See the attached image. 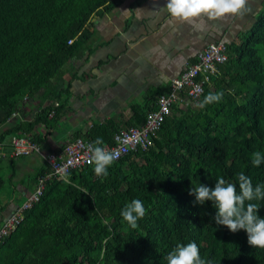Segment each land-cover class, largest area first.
<instances>
[{
	"label": "trees",
	"instance_id": "16d2710c",
	"mask_svg": "<svg viewBox=\"0 0 264 264\" xmlns=\"http://www.w3.org/2000/svg\"><path fill=\"white\" fill-rule=\"evenodd\" d=\"M117 2L0 0V124L21 110L25 98L51 102L33 120L18 121L6 136L28 134L52 107L63 105L65 64L89 37L84 28L90 15L111 12ZM227 46V60L197 100L200 107L173 105L177 115L163 120L147 150L114 160L107 175H97L92 164L71 171L67 177L78 173L76 183L65 182L55 198L51 190L65 180L46 182L39 200L0 243V264H94L100 251V264H167L169 252L189 242L197 244L206 264H264V248L250 246L244 230L233 233L217 225L211 202L194 203L189 194L194 185L213 186L220 177L236 183L239 191L241 172L254 187L264 185V161L251 162L252 153L264 155V7L241 42ZM218 92L223 93L218 102L201 107L209 93ZM154 107L155 102L139 124ZM94 130L78 136L93 142ZM100 130L99 137L111 144L114 129ZM132 199H140L146 209L135 229L121 216ZM40 202L55 209L53 221L40 211ZM251 203L264 217V199ZM57 249L70 254H57Z\"/></svg>",
	"mask_w": 264,
	"mask_h": 264
},
{
	"label": "crops",
	"instance_id": "0c3cea01",
	"mask_svg": "<svg viewBox=\"0 0 264 264\" xmlns=\"http://www.w3.org/2000/svg\"><path fill=\"white\" fill-rule=\"evenodd\" d=\"M166 2L118 0L111 12L90 15L84 28L89 37L65 64L63 105L52 107L54 112H47L46 119L35 122L28 133L44 150L59 149L92 129L99 137L104 127L117 131L139 124L171 78L206 44L217 40L239 44L264 7V0H247L241 15L210 19L202 14L181 21L167 11ZM50 103L36 95L23 99L21 110L0 124V136L7 139L18 121L33 120ZM46 169L37 153L0 158V223Z\"/></svg>",
	"mask_w": 264,
	"mask_h": 264
},
{
	"label": "built area",
	"instance_id": "2783aa9c",
	"mask_svg": "<svg viewBox=\"0 0 264 264\" xmlns=\"http://www.w3.org/2000/svg\"><path fill=\"white\" fill-rule=\"evenodd\" d=\"M72 40L69 39L68 43ZM227 57L228 46L225 41L217 40L206 44L197 53L194 61L188 62L178 76L171 78L168 91L157 96L154 109L147 111L141 124L119 128L112 136V143L105 142L102 147L118 153L115 160L138 150H147L163 120L172 113L173 105L178 103L183 108L190 101L198 100L205 87L211 84V77L218 72V65L225 62ZM52 113L53 110L50 111ZM15 114L16 112L13 113ZM90 143L92 142L88 139L78 136L68 140L59 149L44 150L38 142L22 132L11 134L7 139L0 138V158L37 153L47 168L36 179L33 190L0 223V243L23 220L25 211L39 200L46 182L65 180L60 175L61 168L69 174L73 170L91 165L88 163L91 153L87 147Z\"/></svg>",
	"mask_w": 264,
	"mask_h": 264
},
{
	"label": "clouds",
	"instance_id": "9594fccd",
	"mask_svg": "<svg viewBox=\"0 0 264 264\" xmlns=\"http://www.w3.org/2000/svg\"><path fill=\"white\" fill-rule=\"evenodd\" d=\"M247 0H167L166 9L175 19L189 21L202 14L210 19L225 18L228 14L241 15L246 11ZM223 96L222 92L209 93L204 104L218 102ZM103 139L97 137L90 143L88 151L91 153L89 164L94 165L97 175H107L108 167L117 158L118 153L109 151L103 145ZM264 161V155L256 151L252 153L251 162L259 166ZM60 175L67 181V172L60 169ZM237 184L226 181L223 177L217 179L213 186L200 183L190 189V195L195 196L194 203L204 205L210 201L216 210L212 217L217 225L226 226L233 233L244 230L247 242L255 248H264V217L258 214L260 207L253 200L264 199V185L252 184L251 178L243 172L237 176ZM248 202V203H246ZM146 214V209L140 199H132L121 210V216L127 224L135 229L138 220ZM167 264H206L201 258L199 248L195 242L187 244L178 243L166 257Z\"/></svg>",
	"mask_w": 264,
	"mask_h": 264
},
{
	"label": "rangeland",
	"instance_id": "374dc122",
	"mask_svg": "<svg viewBox=\"0 0 264 264\" xmlns=\"http://www.w3.org/2000/svg\"><path fill=\"white\" fill-rule=\"evenodd\" d=\"M174 105H178L177 103H175ZM190 107L191 109H193V110H195V109H198L199 107H200V105H199V103H198V101L197 100H193V101H190L185 107H183L182 109H185V108H187V107ZM179 107V106H178ZM180 108V107H179ZM177 113L178 112H176L175 111V107H172V113H171V115H177ZM170 115V116H171ZM76 174H78V173H74V174H72V181L74 182V184L76 183V178L77 177H74V176H77ZM69 178V177H68ZM69 182H71V181H69ZM57 184H56V188L55 189H53V190H51V197H53V198H55V197H58L59 195H60V193H62L64 190H65V184H68V183H65V181L64 182H56ZM72 183V182H71ZM38 205H40L41 206V210L40 211H42V212H46V216L49 218V220L51 219L52 221H53V219L55 218V209L51 206V205H47V208H46V205H44L43 203H39ZM72 206L74 207V204H72ZM93 219H91V221H92ZM111 220V218L109 217H107V219L105 220V222H109ZM93 251V253H96L97 251L96 250H92ZM57 254L59 253V254H65L66 256H69V254H70V251L68 250H56L55 251ZM103 252H99V261L97 262V263H94V264H100L101 262H102V260H103ZM81 258V256L80 255H78V257H77V260L78 259H80ZM75 264H78V263H75ZM83 264V263H82ZM84 264H87L86 262H84Z\"/></svg>",
	"mask_w": 264,
	"mask_h": 264
}]
</instances>
